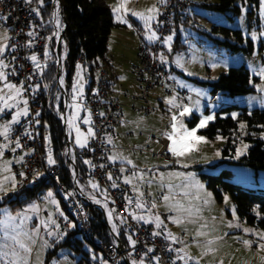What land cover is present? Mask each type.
Segmentation results:
<instances>
[{"label":"rangeland","instance_id":"rangeland-1","mask_svg":"<svg viewBox=\"0 0 264 264\" xmlns=\"http://www.w3.org/2000/svg\"><path fill=\"white\" fill-rule=\"evenodd\" d=\"M104 1L112 9L115 20L120 24L112 30L110 35L108 56L113 66L112 70L118 75L113 91L123 102L126 122L118 128V132L128 136L120 137L116 145H131L149 150L136 153L130 150L113 151L110 160L121 163L124 167L138 170L137 177L134 175L127 178L130 183L138 187L142 184L147 185L153 194L159 191L169 197L168 201L164 200V196L160 200L152 201L151 206L155 204L156 213L143 212L141 217L153 224L167 238H170L171 234L175 237V241L182 242L184 250L199 264H264V247H261L264 245V235H262L264 229L241 219L228 194L224 196L222 202L218 201L200 174L201 172L217 174L222 169H231L233 182L255 190H264V169L233 163L231 160L234 157L226 152V149L231 150L228 136L218 134L215 137H209L199 132L203 128H197L200 122L192 128L187 123L193 113L202 117L200 121L208 116L206 107H209L210 111H216L223 105L236 104L249 109H264V74H262L264 70V0H235V4L240 7L239 11L235 8L220 11L209 6L218 0H189L196 6V12L193 15L192 24L180 28L179 33L184 44L179 49L173 50V42L178 35V31L175 30L169 36L171 40L167 38L165 42L166 51L161 59L163 57L162 61L172 64L176 69L179 85L192 90L198 98L188 105H183L173 95L156 90L151 93V103L155 108L151 114L135 112L132 106H141V103L135 99H125L124 94L127 91L133 95L138 93V83L129 72V68L135 64L142 37L152 40L149 39L153 36L150 26L158 17L157 3L161 0ZM120 5L124 7L119 13L115 12L114 8ZM149 9L154 11L149 12ZM133 13H143V17ZM118 16L122 19H118ZM124 26L129 29H125ZM236 30H241L242 38ZM252 33H256L255 40L251 37ZM7 36L8 30L0 21V48H6L5 43L2 42ZM45 53L47 57L52 55L49 43ZM240 65L249 69L255 91L238 95L221 93L215 103H208L212 95L210 83L216 81L230 67ZM88 83L83 67L81 63H78L71 87L74 122L72 140L78 150L87 144L93 134L92 130V134H89L91 129L89 123H84L85 119L90 122L89 110L79 102L80 96L85 94ZM22 93V89L19 95L6 87L0 89V97L3 99H7L9 95L14 97L8 100V103L12 105L8 109L26 101ZM169 100H172V103H169ZM161 103H163L162 107ZM2 107H4L3 100H0V108ZM185 107L190 108L191 111L181 116L180 113ZM2 113L0 112V116ZM173 116L176 117L175 121L172 119ZM12 121L13 119L9 123L6 121L5 124L0 125V148L3 151L0 156V185L8 189L7 193L0 191V219H5L6 214L9 213L13 216L19 213L20 216L10 222L8 231L12 234L20 233L19 239L31 251L25 252L18 246L15 247V251L21 257H26L27 264H46L45 256L52 247L51 241L55 238L54 236H59L61 233L55 221L56 212L54 211L55 207L61 211L59 201L51 194L41 196L39 199L35 198L17 208L2 203L8 194L18 189L20 183V179L13 172V165L17 163V158L12 156L8 159L4 158V153L11 150L6 140ZM173 123L177 125L175 139L179 140L183 136L184 128L189 131L197 128L195 135L204 137V141L194 142L191 149L184 155L173 154L170 151L173 140L167 135L173 132ZM5 125L9 126L6 136L3 134ZM239 133L243 136L247 133L243 122L239 124ZM243 136L238 135V140H232L236 144V158L247 153L251 146V142ZM154 138L169 140L168 152L175 157V163H170L156 154L161 148V143L159 140L154 141ZM78 139L80 143H77ZM145 170H151L153 174ZM176 173L182 175H176ZM162 175L163 178H161ZM13 181H15V187H13ZM89 182L92 186H97L91 177ZM41 211L48 212L44 214L46 221L42 224ZM62 214L65 216V213ZM156 217H159L161 222L159 227ZM2 231L0 229V245L7 243L9 247L6 250L11 251L13 242L3 237ZM132 241L133 239L131 244H133ZM69 253L68 249L60 250L59 256L53 258L49 264H77ZM11 259V256L7 257L4 264H8ZM137 264L146 263L138 260Z\"/></svg>","mask_w":264,"mask_h":264},{"label":"built area","instance_id":"built-area-1","mask_svg":"<svg viewBox=\"0 0 264 264\" xmlns=\"http://www.w3.org/2000/svg\"><path fill=\"white\" fill-rule=\"evenodd\" d=\"M47 4H51V8L44 17L43 10ZM157 7L159 14L152 27L154 36L151 41L139 45L137 62L129 68V72L138 83V93L133 95L127 91L124 94L125 99H135L141 103V106H132L138 114H151L155 111L151 103V93L156 90L173 95L183 105H188L198 98L192 90L179 85L178 77L172 69L173 65L161 59L166 50L165 42L174 32L175 18L179 17L186 24L191 25L196 6L189 0H161L157 3ZM0 21L8 30V36L3 41L6 48L0 53V61L7 66L0 69L6 77L0 80V89L5 88L6 84H13L23 90L22 96L27 101L26 105L21 103L12 109L6 108L0 116V125L5 124L6 121L8 123L13 119V114L21 112L24 107L27 108V115L21 112L18 122L11 123L6 140L11 150L4 153L5 159L12 156L18 160L13 165V172L20 179L19 185L35 184L44 178L53 181L60 197L67 203L81 236L93 243H96V240L92 237L93 213L90 207L100 210L111 237V242L97 244L104 256L103 264L123 263V253L118 247L120 241L124 244L125 254L131 264H137L138 260H143L147 264H199L184 250L182 242L167 238L153 224L140 219L143 212L156 213L151 202L160 200L165 193L158 191L153 194L147 185L142 184L138 187L136 184L135 186L126 182L124 178L129 175L137 177L138 170L110 160L113 151L130 150L136 153L149 150L115 144L120 136L126 137L128 134L121 135L118 132V128L125 122L123 102L118 96L108 94L109 78L104 67L98 70L95 89L89 95L83 94L79 98V102L89 110V127L93 134L81 150L73 145L74 122L71 114L73 96L68 87L66 71L67 20L63 2L61 0H0ZM48 43L52 48V55L49 57L45 53ZM58 43L61 44L60 57L57 55ZM32 56L37 59L33 61ZM50 59L57 67V75L58 72L60 73L59 76L56 75L53 105L64 128L65 137L68 136L70 143V148L67 146L66 149V158L73 179L72 187L61 179L62 165L56 161L55 153L52 151L45 153L41 146L40 112L44 96L38 87L42 78V69ZM84 60L85 55L80 52L77 63H83ZM223 92L224 90H218L213 93L208 103H215L219 94ZM158 140L161 148L156 154L170 163H175V157L168 152L169 140L154 138V141ZM2 152L0 148V156ZM49 156L55 161L54 163H49ZM78 158L88 162L87 178L81 177L79 169L76 172L70 162L72 159L78 165ZM145 172L153 174L151 170ZM90 177L97 183L96 187L90 184ZM138 203L144 206L137 207ZM54 211L55 221L59 230L63 232L67 228V221L61 218L57 207ZM44 214L48 212H40L41 224L46 221ZM122 227L130 232L134 244L126 245L120 239ZM181 256L184 259H178Z\"/></svg>","mask_w":264,"mask_h":264},{"label":"trees","instance_id":"trees-1","mask_svg":"<svg viewBox=\"0 0 264 264\" xmlns=\"http://www.w3.org/2000/svg\"><path fill=\"white\" fill-rule=\"evenodd\" d=\"M61 1L64 4V13L67 20L66 42L68 53L66 71L68 87L70 89L72 87L73 76L78 66V54L83 52L85 60L81 65L85 77L89 80L85 95H89L95 89L97 83L96 73L100 67H104L108 72V94L115 95L110 79V71H112L111 68L113 66L111 65L108 52L109 38L112 30L120 26V24L115 20L112 9L104 0ZM209 6L220 11L231 8L240 10V7L235 4V0H218ZM50 8L51 4L45 6L43 10L44 17L47 16ZM174 25V31H178L177 38L173 42V50L175 51L184 44L179 32L181 26H186L187 24L179 17H176ZM236 32L242 38L241 30H236ZM236 49H239V47H236ZM172 69L176 72L173 66ZM56 75L57 67L50 59L42 69V78L38 87L44 96L40 112V123L42 125V131L40 133L41 146L45 153L49 151L55 153L56 161L62 165L61 179L68 186L72 187L73 179L70 174L69 161L66 158L67 142L64 128L57 117L53 105ZM210 85L212 94L218 90H224V94L230 95L246 94L255 91L251 73L244 65L230 67L227 72L222 73ZM205 111L208 116L212 114L209 107H206ZM234 113H237L235 117H233ZM201 118L200 115L193 113L191 118L187 120L188 126L190 128L196 126ZM241 122L245 123L246 126L247 133L245 136L239 133V124ZM73 132L74 127L72 139ZM199 132L209 137H215L218 134L228 136L231 150L226 149V152L234 157L231 160L233 163L247 165L255 169H264V109H249L246 106L241 107L236 104L223 105L217 109V112L213 115V119L209 120L206 126ZM238 135L250 141L251 146L247 153L236 158V144L233 141L238 140ZM87 165L88 162L86 160L78 158L79 175L83 178L88 177ZM200 174L218 201L222 202L224 196L228 194L241 219L246 220L248 223L260 229H264V190H255L233 182V172L231 169H222L217 174H206L202 172ZM49 193L59 201L61 206L59 213L61 218L67 221V228L59 236H54L55 238L52 239V247L45 256V263L49 264L53 258L58 257L59 251L62 249L70 250L69 254L76 260L77 264L104 263V256L100 252L97 244L111 242V237L103 213L98 209L90 207L93 213L92 237L96 240V243H93L81 236L79 227L69 212L67 203L60 197L56 189V184L53 181L44 178L35 184L26 183L19 185L18 189L8 194L2 203L10 204L12 208L22 207L35 198L39 199L41 196H49ZM61 212L65 213V216ZM120 239L126 245L130 244L132 240L130 232L123 227L120 230Z\"/></svg>","mask_w":264,"mask_h":264},{"label":"snow or ice","instance_id":"snow-or-ice-1","mask_svg":"<svg viewBox=\"0 0 264 264\" xmlns=\"http://www.w3.org/2000/svg\"><path fill=\"white\" fill-rule=\"evenodd\" d=\"M123 7H124V5H120L119 7L114 8V11L119 13L121 11V8H123ZM148 11L152 12V11H154V9H149ZM133 14L143 17V13H133ZM118 19H122V18L118 16ZM147 19H151V17H147ZM29 34L31 35L32 33H29ZM153 36H154V34H153ZM153 36H150L149 39H152ZM251 37H252L253 40H255L257 38L256 37V33H252ZM168 39L171 40V37H168ZM3 51H4V49L0 48V53H2ZM31 59L33 61H35L37 58L35 56H32ZM162 59H163V57H162ZM3 67H7V66L3 65L2 61H0V69H2ZM262 74H264V70H262ZM5 78L6 77H5L4 73H3V71H0V80H3ZM5 87L8 88V89L13 90L16 95H19L20 92H21V89L17 88L13 84H6ZM11 99H14V97L11 96V95H9L7 99H3V97H0V100H3V104H4V107L0 108V112H3L5 108L12 107V105L8 103V100H11ZM24 103L26 105L27 101H25ZM169 103H172V100H169ZM22 111H23V114L27 115V108L26 107ZM190 111H191L190 108L185 107L183 109V111L180 113V115L183 116L185 113H189ZM20 115H21V112H16V114L13 116V121L12 122H18ZM235 115L236 114L234 113L233 117H235ZM172 119H173V121H175L176 117L173 116ZM212 119H213L212 116L204 117L200 121V123L197 125V128L205 127L206 126V122L209 121V120H212ZM84 123H89V120L85 119ZM172 127H173V132L172 133H168L167 135H168L169 139L173 140V144L170 147V151H172L173 154L184 155L185 152H187V151H189L191 149V147L193 146L194 142L204 141V137L195 135V133L197 131V128H193L190 131L187 128H184L183 129V131H184L183 136H181L180 139L177 140V139L174 138L177 125L175 123H173ZM181 127L183 128V125H181ZM241 127H243V125H241ZM8 131H9V126L5 125L3 134L6 136ZM77 132H79V129H77ZM89 134H92L91 129H89ZM77 143H80L79 139L77 140ZM17 146H19V144H17ZM4 147H7V145H4ZM245 147H247V146H245ZM217 155H219V153H217ZM113 159H116V157H113ZM54 162L55 161L51 159V156H49V163L51 164V163H54ZM129 163H130V161H129ZM122 171H123V169H122ZM176 175H182V174L176 173ZM189 175H192V174H189ZM161 178H163V175L161 176ZM126 182L130 183V181H126ZM113 186H115V185H113ZM13 187H15V181H13ZM93 187H96V185H93ZM0 191H3L5 193H7L8 189L3 188V186L0 185ZM50 195H51V193H49V196ZM141 195H143V194L141 193ZM163 198H164L165 201L169 200L168 196H164ZM143 206H144L143 204H140V203L137 204V207L142 208ZM153 207H155V204H153ZM19 216H20L19 213H17L16 216H13V215H11L9 213V214H6V218L5 219H0V229L3 230L2 231L3 237L6 240H11L13 242V248H12L11 251H7L6 250L9 247L7 243H4L3 245H0V264H4L6 258L9 257V256H11L12 259L10 261H8V264H21V261H23V264H27L26 257H21L20 254L17 251H15V247L18 246L19 248L24 249L25 252H30L31 249L28 248L21 239H19L20 233L16 232L15 234H12V233H10L8 231L10 222L15 221L17 219V217H19ZM140 219H143V217H140ZM156 220H157V226L159 227V225L161 223L159 221V217H156ZM245 231H248V229H245ZM156 234L158 235L159 233H156ZM262 235H264V234H262ZM170 238L173 239V240L175 239V237L171 236V234H170ZM132 243L134 244L135 241H132ZM246 243H249V242L246 241ZM261 247H264V245H262ZM178 259H184V257L181 256V257H178Z\"/></svg>","mask_w":264,"mask_h":264},{"label":"water","instance_id":"water-1","mask_svg":"<svg viewBox=\"0 0 264 264\" xmlns=\"http://www.w3.org/2000/svg\"><path fill=\"white\" fill-rule=\"evenodd\" d=\"M57 55H58V57L61 56V44L60 43H58V45H57ZM59 75H60V73L58 72V75L57 76H59ZM65 138L67 140V146H68V148H70V143H69V140H68V136L66 135ZM70 162L73 164L76 172H78V165H77V163L74 160H72V159H70ZM118 247H119V250L123 253V263L124 264H131L129 257L125 254L124 244L121 241H120Z\"/></svg>","mask_w":264,"mask_h":264},{"label":"crops","instance_id":"crops-1","mask_svg":"<svg viewBox=\"0 0 264 264\" xmlns=\"http://www.w3.org/2000/svg\"><path fill=\"white\" fill-rule=\"evenodd\" d=\"M154 22H155V21H154ZM154 22H153V24H154ZM153 24L150 26V32H151L152 34H153V30H152ZM124 27H125V29H129L127 26H124ZM147 42H149V40H147L145 37H142V43H147ZM2 43H3V42H2ZM2 43H1V44H2ZM4 50H5V49H4ZM165 51H166V50H165ZM136 62H137V59H136L135 63H136ZM112 69H113V68H111V70H112ZM110 73H111V74H110V79H111V81H112V82H111V83H112L111 86H112V89L114 90V82H115L116 80H118V75H117V73H116L115 71H113V70L110 71ZM113 92H114V91H113ZM195 101H196V100H195ZM160 102H161V101H160ZM193 102H194V101H193ZM160 105H161V107H162V106H163V103H161ZM209 116H211V115H209ZM9 122H11V121H9ZM9 122H8V123H9ZM207 122H208V121H207ZM207 122H206V123H207ZM125 123H126V122H124L123 125H125ZM123 125H122V126H123ZM122 126H120V128H121ZM120 137H122V136H120ZM120 137H119V138H120ZM119 138H118V139H119ZM118 139H117V140H118ZM117 140H116L115 144L117 143ZM157 142H158V141H157ZM114 162H116V161H114ZM130 176H132V175L126 176V177L124 178V180L127 181V180H128L127 178L130 177ZM132 179H133V178H132ZM143 220H144V219H143ZM192 258H193V260H195L194 257H192ZM195 261H196V260H195Z\"/></svg>","mask_w":264,"mask_h":264}]
</instances>
